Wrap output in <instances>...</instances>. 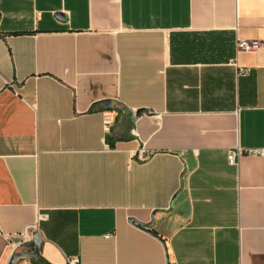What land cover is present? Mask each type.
Masks as SVG:
<instances>
[{"label": "crops", "instance_id": "1", "mask_svg": "<svg viewBox=\"0 0 264 264\" xmlns=\"http://www.w3.org/2000/svg\"><path fill=\"white\" fill-rule=\"evenodd\" d=\"M254 150L264 0H0V264H264Z\"/></svg>", "mask_w": 264, "mask_h": 264}, {"label": "built area", "instance_id": "2", "mask_svg": "<svg viewBox=\"0 0 264 264\" xmlns=\"http://www.w3.org/2000/svg\"><path fill=\"white\" fill-rule=\"evenodd\" d=\"M236 49L238 52H258L262 49V43L259 41H247V40H240L236 44ZM248 72L246 70H240L239 74L245 75ZM109 119H107L106 123V128L109 126ZM251 154H263L264 155V150H254L250 151ZM243 155V151L240 148H237L236 151H231L229 152L228 155V162L230 165L235 166L238 164V159ZM151 158V154H149L145 148H142L138 154H137V159L140 162H147ZM42 217V216H41ZM37 229V225H32L29 228H27L22 236V241L19 244H14L12 246V252H11V257L15 254L18 253L20 249L23 247H26L27 245L32 243V236L30 232L35 231ZM68 264H78L77 259H72L69 260Z\"/></svg>", "mask_w": 264, "mask_h": 264}, {"label": "water", "instance_id": "3", "mask_svg": "<svg viewBox=\"0 0 264 264\" xmlns=\"http://www.w3.org/2000/svg\"><path fill=\"white\" fill-rule=\"evenodd\" d=\"M35 244H36V250L33 253L19 252L11 257L9 264H16L21 259H32L37 257L40 253V248H41L40 241L37 238H35Z\"/></svg>", "mask_w": 264, "mask_h": 264}, {"label": "trees", "instance_id": "4", "mask_svg": "<svg viewBox=\"0 0 264 264\" xmlns=\"http://www.w3.org/2000/svg\"><path fill=\"white\" fill-rule=\"evenodd\" d=\"M32 264H47L39 255L31 259Z\"/></svg>", "mask_w": 264, "mask_h": 264}]
</instances>
